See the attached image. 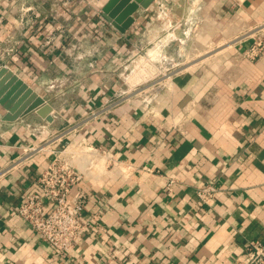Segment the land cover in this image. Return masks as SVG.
I'll return each mask as SVG.
<instances>
[{"label":"crops","instance_id":"crops-1","mask_svg":"<svg viewBox=\"0 0 264 264\" xmlns=\"http://www.w3.org/2000/svg\"><path fill=\"white\" fill-rule=\"evenodd\" d=\"M108 1L0 0V64L53 108L52 122L36 111L8 122L0 105V264H233L250 242L264 245V51L243 56L264 0L167 5L195 8L200 48L217 50L174 60L165 84L146 89L127 85L126 64L158 36L156 8H140L123 34L103 16ZM171 45L181 58L185 40ZM83 139L113 162L81 183L90 228L56 258L17 211L50 150Z\"/></svg>","mask_w":264,"mask_h":264},{"label":"built area","instance_id":"built-area-1","mask_svg":"<svg viewBox=\"0 0 264 264\" xmlns=\"http://www.w3.org/2000/svg\"><path fill=\"white\" fill-rule=\"evenodd\" d=\"M22 11L25 13L26 9ZM263 51L264 27L257 30L243 56L256 61ZM2 67L9 66L0 64V69ZM98 115L94 112L91 117L97 118ZM50 156L48 165L35 179L33 190L25 196L17 214L55 250L57 258L71 256L90 228V223L83 218L87 196L80 187L81 183L88 176L96 178L102 172V163L107 166L113 159L107 150L92 145L86 139L75 145L52 149ZM215 193V186L208 185L199 189L197 195L207 202ZM233 264H264V245L250 242Z\"/></svg>","mask_w":264,"mask_h":264},{"label":"rangeland","instance_id":"rangeland-1","mask_svg":"<svg viewBox=\"0 0 264 264\" xmlns=\"http://www.w3.org/2000/svg\"><path fill=\"white\" fill-rule=\"evenodd\" d=\"M174 2L175 0H159L153 5L156 10L151 13V17L154 26L159 29V34L156 39L149 41L150 43L146 45L144 51L140 52L136 58H130L126 64L127 66H130V70L128 71L130 76L127 80V85L132 89L140 86V89H146L155 84V87H157L158 82L160 81H162V84H165L163 81L166 80V77L169 79L168 75L166 76L167 68L172 67L171 65L174 60L178 61L179 58L182 62L185 59L187 63H191L194 62L195 59L206 58L217 50V46L209 44L208 41V44H203L202 48H200L199 33L200 27H203L204 24V17H201L195 8H191L189 5H187V8H168V6H172ZM193 2L194 0H188L189 4H192ZM169 35V42L171 39L175 40L176 35L178 38L181 37V39L185 40V44H187L185 45L186 51L181 58L178 57V53L180 52L178 47L174 48L173 45L168 46L169 42L166 41V38ZM137 58L140 59L137 61ZM148 63L154 70L150 71L149 68L145 67ZM144 77H146V79ZM139 78H143L142 83L133 87L129 84ZM156 92L157 89L151 92L149 97L147 95V97L151 99Z\"/></svg>","mask_w":264,"mask_h":264},{"label":"water","instance_id":"water-1","mask_svg":"<svg viewBox=\"0 0 264 264\" xmlns=\"http://www.w3.org/2000/svg\"><path fill=\"white\" fill-rule=\"evenodd\" d=\"M156 0H109L103 7L104 18L119 32L125 34L135 22L134 13L140 8L148 9ZM146 68L152 69L148 63ZM154 73V72H153ZM141 77V76H140ZM148 77V76H147ZM146 79V77H144ZM143 82V78L129 83L132 87ZM0 105L8 113L4 120L15 122L20 118L36 111L49 122L53 121L51 115L53 108L46 100L36 93L22 78L10 67L0 69Z\"/></svg>","mask_w":264,"mask_h":264},{"label":"bare ground","instance_id":"bare-ground-1","mask_svg":"<svg viewBox=\"0 0 264 264\" xmlns=\"http://www.w3.org/2000/svg\"><path fill=\"white\" fill-rule=\"evenodd\" d=\"M168 26H172V25H168ZM168 29V28H167ZM172 35V34H171ZM172 36H174V35H172ZM172 40V39H171ZM148 97H149V95H148ZM148 99H150V98H148ZM147 100V99H146Z\"/></svg>","mask_w":264,"mask_h":264}]
</instances>
